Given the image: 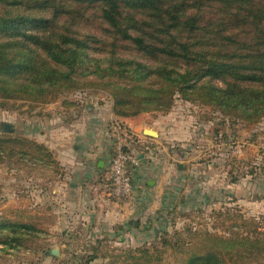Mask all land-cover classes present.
Masks as SVG:
<instances>
[{"label":"trees","instance_id":"obj_1","mask_svg":"<svg viewBox=\"0 0 264 264\" xmlns=\"http://www.w3.org/2000/svg\"><path fill=\"white\" fill-rule=\"evenodd\" d=\"M87 83L109 90L118 116L167 112L180 94L256 123L264 117V0H0L2 95L46 102ZM240 238L264 258V229ZM229 255L209 248L186 264H238Z\"/></svg>","mask_w":264,"mask_h":264},{"label":"rangeland","instance_id":"obj_2","mask_svg":"<svg viewBox=\"0 0 264 264\" xmlns=\"http://www.w3.org/2000/svg\"><path fill=\"white\" fill-rule=\"evenodd\" d=\"M20 94L0 93V264H85L90 254L97 255L90 264H122L133 256L142 264H186L193 253L223 247L233 258L229 260L238 264L264 263L259 252L247 249L240 238L264 229V117L250 123L180 94L169 111H146L159 117L175 108L187 125L198 121L194 131L198 136L193 137L197 141L186 146L197 155L193 176L185 178L178 209L166 212L162 226L151 236L136 241L102 237L92 243L78 235H50L48 220L36 217V174L48 163L49 152L45 143L47 150L36 146V110L58 102L84 106L112 102L110 92L87 83L46 102ZM5 123L10 124L7 131ZM121 124L125 125L115 122L111 129L114 142ZM170 146L177 150L181 144ZM5 240L11 244L8 250L2 244ZM52 248L58 253H51ZM143 248L149 254L142 253Z\"/></svg>","mask_w":264,"mask_h":264},{"label":"crops","instance_id":"obj_3","mask_svg":"<svg viewBox=\"0 0 264 264\" xmlns=\"http://www.w3.org/2000/svg\"><path fill=\"white\" fill-rule=\"evenodd\" d=\"M37 108L36 141L47 145L53 160L40 165L36 174V217L48 220V234L78 235L92 243L102 237L136 241L151 236L166 212L178 209L185 178L196 168L192 160L197 155L186 146L197 141L193 137L198 136V121L187 125L175 108L159 117L150 112L118 116L113 101ZM70 111L73 116H66ZM115 122L133 132L130 148L141 161L134 170V193L127 200L115 199L105 185ZM148 128L156 134H149ZM176 143L181 144L177 150L170 146Z\"/></svg>","mask_w":264,"mask_h":264},{"label":"built area","instance_id":"obj_4","mask_svg":"<svg viewBox=\"0 0 264 264\" xmlns=\"http://www.w3.org/2000/svg\"><path fill=\"white\" fill-rule=\"evenodd\" d=\"M133 139V132L125 125H119L105 183L111 196L117 200H127L134 193V170L141 161L130 148Z\"/></svg>","mask_w":264,"mask_h":264},{"label":"water","instance_id":"obj_5","mask_svg":"<svg viewBox=\"0 0 264 264\" xmlns=\"http://www.w3.org/2000/svg\"><path fill=\"white\" fill-rule=\"evenodd\" d=\"M9 127H10V124H9V123H5V125H4V130L7 131V130L9 129ZM147 132H148L149 134H156V131H154L152 128H148V129H147ZM51 253H53V254H57V253H58V252H57V249H56V248H52Z\"/></svg>","mask_w":264,"mask_h":264}]
</instances>
